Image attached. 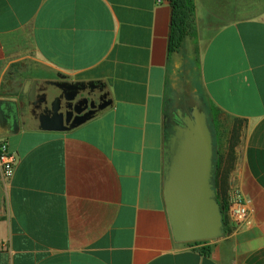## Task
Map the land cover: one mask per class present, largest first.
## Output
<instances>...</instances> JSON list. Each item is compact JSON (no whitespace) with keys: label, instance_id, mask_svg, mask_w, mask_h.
Wrapping results in <instances>:
<instances>
[{"label":"crops","instance_id":"obj_1","mask_svg":"<svg viewBox=\"0 0 264 264\" xmlns=\"http://www.w3.org/2000/svg\"><path fill=\"white\" fill-rule=\"evenodd\" d=\"M228 1L196 0L198 74L217 198L235 180L252 223L180 243L165 199L168 118L173 74L196 54L169 51L170 1L0 0V98L21 102L28 79L66 74L102 82L113 100L72 131H0L17 157L0 184V264H264V18L222 22ZM211 107L240 123L239 143L226 141Z\"/></svg>","mask_w":264,"mask_h":264},{"label":"water","instance_id":"obj_2","mask_svg":"<svg viewBox=\"0 0 264 264\" xmlns=\"http://www.w3.org/2000/svg\"><path fill=\"white\" fill-rule=\"evenodd\" d=\"M41 82L28 79L23 90L26 100L21 102L0 98V119H6L11 133L27 124L29 107H34L40 129L68 132L113 106L100 81H73L58 75ZM184 120L186 125L167 142L165 199L174 239L190 243L225 235V224L212 182L214 137L208 113L195 105Z\"/></svg>","mask_w":264,"mask_h":264},{"label":"trees","instance_id":"obj_3","mask_svg":"<svg viewBox=\"0 0 264 264\" xmlns=\"http://www.w3.org/2000/svg\"><path fill=\"white\" fill-rule=\"evenodd\" d=\"M172 7V19H171V29H170V39H169V51L181 52L183 51L184 43L187 39H193L196 43L195 54L196 58L187 61L179 66L173 74V79L176 80L177 84L176 91H182L183 94H187L188 91L192 89L191 83L188 81L194 80L198 81V71L196 65L199 63L197 54L199 53V47L197 45L198 36V23H197V6L196 0H169ZM12 84V83H11ZM180 84V85H179ZM179 85V87H178ZM3 87H6L5 84ZM11 87H15L11 85ZM197 88H193L195 91ZM200 90V88L198 87ZM177 95V94H176ZM201 97L204 98L203 93H200ZM212 112L215 114L216 109L212 107ZM217 156L214 150V169H213V179L212 182L214 187L218 186L217 180L219 175V170L217 168ZM226 182V181H224ZM219 200V197H218ZM222 208V213L224 214V224H226V212L228 208L227 200H219ZM204 242V241H203ZM203 252L209 253V247L205 246L201 249Z\"/></svg>","mask_w":264,"mask_h":264},{"label":"rangeland","instance_id":"obj_4","mask_svg":"<svg viewBox=\"0 0 264 264\" xmlns=\"http://www.w3.org/2000/svg\"><path fill=\"white\" fill-rule=\"evenodd\" d=\"M207 10L206 8H204ZM200 14L202 13V8L200 6ZM219 13L224 18H221L220 21L222 22H228L230 20H237L242 18H249V17H260L264 18V0H229L227 2V5L221 6L218 8ZM187 41V40H186ZM196 43L193 39H190L189 41L184 43V53L185 56H190L191 53L194 54V47ZM197 71L199 70V64L196 65ZM174 83V82H173ZM194 85L191 86L192 89L197 87L195 91H188L187 94H183L182 91H179L176 95V97H173V102H175L176 107H181L185 111L189 110V106L194 103V92L200 94L201 92L204 95L203 88L201 86V82L199 80L198 75V81L195 82L194 80L188 81V84ZM193 83V84H192ZM25 85L26 82H25ZM180 85V84H179ZM178 85V87H179ZM175 86V85H174ZM200 88V90L198 89ZM26 89V86H24V89ZM19 90L21 91V88L19 87ZM175 94V93H174ZM206 103V102H205ZM207 107L210 106L208 103ZM212 111V107H211ZM213 113V112H211ZM220 115L223 119V123L221 124V128L224 131L225 139L230 144H237L242 139L243 132L241 130V125L238 122H234L233 119H230L222 114H220L218 111L213 114V117H216L217 115ZM212 121V119H211ZM211 127L213 128V123H210Z\"/></svg>","mask_w":264,"mask_h":264},{"label":"built area","instance_id":"obj_5","mask_svg":"<svg viewBox=\"0 0 264 264\" xmlns=\"http://www.w3.org/2000/svg\"><path fill=\"white\" fill-rule=\"evenodd\" d=\"M16 162L17 157L10 150L8 141L0 138V184L11 179ZM227 202L225 235H231L251 225L252 210L241 186L235 180L231 183ZM200 242L203 241H195L194 243Z\"/></svg>","mask_w":264,"mask_h":264},{"label":"flooded vegetation","instance_id":"obj_6","mask_svg":"<svg viewBox=\"0 0 264 264\" xmlns=\"http://www.w3.org/2000/svg\"><path fill=\"white\" fill-rule=\"evenodd\" d=\"M62 77H66L68 75L66 74H58ZM58 75L52 79H58ZM43 84V82H41ZM25 86V84H24ZM23 86V89H24ZM26 96V94H25ZM194 103L192 105L189 106V110L185 111L183 108L181 107H176L173 111H172V115L168 118V126H169V138L170 136L174 135L177 131V128L181 127V126H185V120L184 117L186 115L190 114L191 108L195 105L199 106L201 110H205L208 113L209 116V121H211V114L209 113V107H207V104L205 103L204 98L201 97L200 94L198 93H194ZM31 108V113H30V119H28V122H32L36 127L39 126V121L36 119V111L34 109V107H30ZM180 110V113H179ZM25 123V122H24ZM0 131H11L10 125L6 122V119L4 121V119H0ZM168 138V139H169Z\"/></svg>","mask_w":264,"mask_h":264}]
</instances>
